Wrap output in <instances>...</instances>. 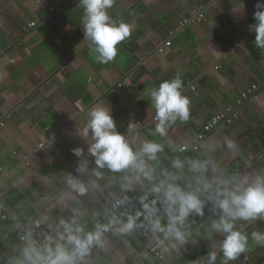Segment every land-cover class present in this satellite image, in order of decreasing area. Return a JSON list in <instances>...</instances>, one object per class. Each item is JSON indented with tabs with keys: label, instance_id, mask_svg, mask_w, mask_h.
<instances>
[{
	"label": "crops",
	"instance_id": "1",
	"mask_svg": "<svg viewBox=\"0 0 264 264\" xmlns=\"http://www.w3.org/2000/svg\"><path fill=\"white\" fill-rule=\"evenodd\" d=\"M256 3L115 0L109 15L135 26L127 42L117 46V57L101 64L84 41L78 0H0V178L9 214L0 220V264L22 259L24 244L16 227L21 232L34 227L55 240L60 221L75 218L93 232L102 210L123 197L130 198L127 217L140 213L137 223L143 227L103 236L104 246H94L84 264H207L211 253H216L214 264H224V234L211 230L218 218L211 202L205 203L203 216L188 217L181 244L149 229L137 198L155 199L151 187L166 179L194 190L199 179L264 175V51L255 47L251 31ZM200 8L203 20L177 31ZM31 23L36 25L28 29ZM167 40L171 45L158 53ZM177 74L182 94L190 99V118L170 124L161 136L158 121H149L155 111L148 92ZM121 82L126 85L118 89ZM252 86L258 89L243 99ZM97 105L111 109L117 132L134 151L147 141L163 146L156 159L143 157L151 181L135 169L93 173L94 157L88 152L93 140L82 129L88 110ZM223 112L236 118L221 131L204 133L209 120ZM227 140L236 147L228 148ZM39 144L44 148L38 150ZM182 146L187 150L179 153ZM76 148L83 149L79 158L72 151ZM177 159L183 169L172 167ZM192 160L207 162V169L194 173ZM83 161L87 171L77 173ZM69 174L87 186L83 195L69 187ZM157 207L166 225L167 213L159 202ZM234 230L248 236V245L227 264H264V245L252 239L253 232L264 233V218L236 221Z\"/></svg>",
	"mask_w": 264,
	"mask_h": 264
},
{
	"label": "clouds",
	"instance_id": "2",
	"mask_svg": "<svg viewBox=\"0 0 264 264\" xmlns=\"http://www.w3.org/2000/svg\"><path fill=\"white\" fill-rule=\"evenodd\" d=\"M114 2L115 0H78V6L82 9L80 24L84 41L88 42L101 64H108L117 57V46L131 36L135 26L134 23L116 20L109 15L108 10L113 7ZM255 8L257 9L253 13L255 24L251 26V31L255 33L253 43L257 49L264 51V2L257 0ZM182 89L183 81L177 74L170 80L160 82L148 92L154 107L155 119L158 121L156 132L161 136L166 134L170 124L177 120L184 122L190 118V99L182 94ZM87 116L82 134L88 136L89 132L91 133L93 143L88 152L94 157L96 167L92 171L97 177L102 176L101 169L107 168L114 173L135 169L149 181L153 179L150 171L145 168L143 157L156 159L157 153L163 150L161 144L147 141L138 151H134L126 138L117 132L116 122L108 106H94L88 110ZM226 143L230 149L236 147L231 140H227ZM72 151L78 158L83 155L81 148ZM87 163L83 161L76 172L85 173ZM172 167L183 169L184 164L177 159L173 161ZM189 167L194 173H203L208 164L205 161L192 160ZM197 183L200 187L194 190H185L178 184L169 182V179L154 184L150 192L156 198L150 202H145L147 196L140 199L144 219L153 233H164L166 239L171 238L183 244L187 236L183 231L186 220L193 214L203 216L205 203L211 202V211L218 216L212 221L211 230L224 234L220 248L224 264H227L244 253L248 245V236L234 230L235 222L264 218V175L244 174L213 181L199 179ZM67 184L81 195L88 190L80 179L71 174L67 177ZM158 202L167 213L166 225L161 223L158 215L160 211L157 207ZM123 203L124 201H117L116 206ZM139 216L140 213L128 215L126 221L114 216L109 224L118 225V232L121 234L130 233L138 227H143L137 223ZM60 227L62 231H59ZM107 230V226L101 225L93 232H86L77 224L75 218L70 221L61 220L57 228V238L54 240L49 236L42 245L33 239L29 230L21 237L24 247L19 264H84L85 258L94 246H104L103 232ZM252 239L256 244L264 245V233L253 232ZM215 260L216 253H211L207 264H214Z\"/></svg>",
	"mask_w": 264,
	"mask_h": 264
},
{
	"label": "built area",
	"instance_id": "3",
	"mask_svg": "<svg viewBox=\"0 0 264 264\" xmlns=\"http://www.w3.org/2000/svg\"><path fill=\"white\" fill-rule=\"evenodd\" d=\"M57 7L51 8V11L54 9H56ZM204 18V14H203V10L202 8H200V11L193 17L190 18L188 20H185L183 22H181L178 26L177 31H181L182 29H184L185 27L200 23ZM35 23H31L28 25V29L34 28L35 27ZM125 43L127 42L126 40L124 41ZM171 45L170 40H167L164 44H162L161 46H159L157 48V52L158 53H162L167 47H169ZM28 53V51H27ZM215 69H218V67H215ZM126 85L125 82H121L119 84H117V88L118 89H122L124 86ZM191 90H194V87H190ZM258 88L256 86H252V88L247 92V94H244V96L242 97L243 99L250 97L252 95V93L254 91H256ZM236 118V114L232 115L230 112H223L220 114H217L215 116H213L209 122L203 127V131L204 133H210L212 131H221L223 130L225 127H227L228 125H230L232 123V121ZM150 122H157V120L155 119V116L153 118H151L149 120ZM3 123H0V127H3ZM141 125H143L142 123H137V127H141ZM44 144H39L38 145V150H41L42 148H44ZM187 150L186 146H182L179 149V153H184ZM28 156L24 157V164L28 162ZM145 194H149V191H146ZM138 201H140L141 197L137 198ZM117 201H124L123 204H120L118 207L116 206V202ZM130 201L129 197H123L121 199L115 200L111 205L107 206L106 208H104L102 210V212L99 214L97 223L99 226L104 225L107 226V231L103 232V236L114 233V232H118V225H112L109 224V221L112 219V217H117L120 220H124L126 221L127 218V212L125 209V205ZM9 217L8 211L6 210L5 206H4V182L2 180V178H0V220L4 221ZM16 234L19 237V242L24 244V241L21 239V237L23 235H25V233L27 231H31L32 232V236L33 239H35L37 241L38 244H44L46 242V238L44 237L43 233H41L37 228L34 227H29L27 228L26 231L21 232L20 230H18V227H16ZM159 258H161L159 256Z\"/></svg>",
	"mask_w": 264,
	"mask_h": 264
}]
</instances>
